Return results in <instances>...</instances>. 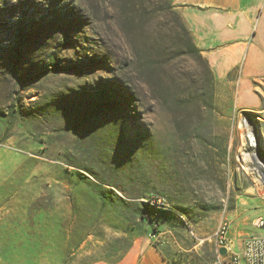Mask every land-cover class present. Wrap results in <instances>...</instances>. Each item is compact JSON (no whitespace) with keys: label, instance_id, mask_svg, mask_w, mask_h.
I'll return each instance as SVG.
<instances>
[{"label":"rangeland","instance_id":"obj_1","mask_svg":"<svg viewBox=\"0 0 264 264\" xmlns=\"http://www.w3.org/2000/svg\"><path fill=\"white\" fill-rule=\"evenodd\" d=\"M168 3L0 0V264H226L214 231L264 195V82L212 80Z\"/></svg>","mask_w":264,"mask_h":264},{"label":"crops","instance_id":"obj_2","mask_svg":"<svg viewBox=\"0 0 264 264\" xmlns=\"http://www.w3.org/2000/svg\"><path fill=\"white\" fill-rule=\"evenodd\" d=\"M179 11L195 46L207 60L216 81H229L240 93L264 82V0H170ZM264 110V108H263ZM254 199H258V203ZM264 195L241 196L226 217L228 240L235 250L254 234L247 227L264 212ZM89 264H169L157 248L139 255L132 247L116 262Z\"/></svg>","mask_w":264,"mask_h":264},{"label":"built area","instance_id":"obj_3","mask_svg":"<svg viewBox=\"0 0 264 264\" xmlns=\"http://www.w3.org/2000/svg\"><path fill=\"white\" fill-rule=\"evenodd\" d=\"M253 225L264 228V213L258 216ZM229 223L221 221L214 231L215 249L219 252L221 247L226 248V264H264V235L252 234L247 237L238 252L228 240Z\"/></svg>","mask_w":264,"mask_h":264},{"label":"trees","instance_id":"obj_4","mask_svg":"<svg viewBox=\"0 0 264 264\" xmlns=\"http://www.w3.org/2000/svg\"><path fill=\"white\" fill-rule=\"evenodd\" d=\"M168 8L170 9L171 14L173 15V17L175 18V20L179 24V29L181 31L180 35L182 37L181 38V40H182L181 44L184 47V50H186L189 54H191L192 56L197 58L199 61H201L205 65V67L208 69L210 75L212 76V80H215V78L213 77V74L209 68V65L207 63V60L202 56L199 49L195 46L193 39H192V36H191L188 28L186 27V25L183 21V18L181 17V15L178 12L173 10L172 6L169 3H168ZM153 200H155V197L150 196L147 198L146 205L144 207V210L142 211V214H143L142 216L144 218L152 219V217H151V214H153L152 209L154 211H156V209H160L162 211L173 210V207H171L166 201H163L162 204L158 205V203L153 202ZM159 251H160V249H159ZM160 253L163 255L164 258H167L166 255L162 251H160ZM167 260L170 264H173V261H171L170 259H167ZM116 261H118V260H116ZM116 261H113V262H116Z\"/></svg>","mask_w":264,"mask_h":264},{"label":"bare ground","instance_id":"obj_5","mask_svg":"<svg viewBox=\"0 0 264 264\" xmlns=\"http://www.w3.org/2000/svg\"><path fill=\"white\" fill-rule=\"evenodd\" d=\"M255 137V136H254ZM253 136H252V134H250V136H249V140H250V144L251 145H256V144H254V141H255V138H254ZM258 163L260 164V165H262V166H264V163L262 162V161H258ZM152 197V196H151ZM153 202H154V200H153ZM162 202L163 201H161V200H158L157 201V203H158V205H160V204H162ZM161 207V206H160Z\"/></svg>","mask_w":264,"mask_h":264},{"label":"water","instance_id":"obj_6","mask_svg":"<svg viewBox=\"0 0 264 264\" xmlns=\"http://www.w3.org/2000/svg\"><path fill=\"white\" fill-rule=\"evenodd\" d=\"M219 253L222 254V255H225L226 254V248L225 247H221L219 249Z\"/></svg>","mask_w":264,"mask_h":264}]
</instances>
